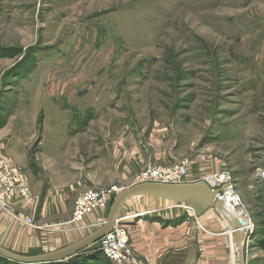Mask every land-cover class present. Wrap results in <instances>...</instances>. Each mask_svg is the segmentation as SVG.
<instances>
[{"label": "rangeland", "instance_id": "374dc122", "mask_svg": "<svg viewBox=\"0 0 264 264\" xmlns=\"http://www.w3.org/2000/svg\"><path fill=\"white\" fill-rule=\"evenodd\" d=\"M63 82L92 108L51 99ZM101 115L139 138L146 162L132 184L148 163L187 159V177L231 170L253 222L246 262L264 264L253 257L264 253V0H0V128L9 122L19 134L15 155L26 162L13 163L44 174L52 132L60 142L87 130L73 145L88 164L109 130L88 129ZM158 141L170 160L155 159ZM54 159V169L66 168Z\"/></svg>", "mask_w": 264, "mask_h": 264}, {"label": "crops", "instance_id": "0c3cea01", "mask_svg": "<svg viewBox=\"0 0 264 264\" xmlns=\"http://www.w3.org/2000/svg\"><path fill=\"white\" fill-rule=\"evenodd\" d=\"M62 84L65 87L60 89L63 93L51 90L49 94L51 99L66 96L74 104H82L84 110L92 108L89 103L85 105L86 94L78 95L77 90L73 91L69 88L68 82ZM93 87L88 86V95L92 94ZM42 96L43 94H37L38 102L44 103L47 99H43ZM9 124L8 122L0 128V152L12 163L24 165L25 159L15 155V142L19 141L20 136L12 131ZM75 124L73 123L72 127L77 125ZM95 124L109 130L101 133L102 137L99 140L105 145L102 147L99 145L100 152L96 159L88 164L86 161L85 165L84 161L78 159L79 152L76 153L73 144H76L78 134H86L87 130L71 136L67 134V141L60 142V138L56 136L59 130L52 132L54 139L51 140V145L55 148L54 154H47L51 162L44 164V174L40 172L39 175L28 176L36 199L27 201L16 197L6 205L0 203V245L25 254L31 253L33 248H39L41 252L51 251L84 237L106 219L107 208L87 214L81 223L73 222V209L78 195L89 189L110 187L106 185L118 184L125 187L132 184L130 183L132 177L138 175L146 158L140 155L139 138L132 131L124 136L122 122L101 115L98 119L88 121V129ZM61 127L65 128V126ZM79 138L82 140L81 135ZM92 144L99 143L94 138ZM123 146L126 148V155ZM154 146L156 151L154 156L157 161L170 160V154L164 149L162 142H155ZM59 156L65 158L68 163L62 171L54 169L53 165L54 158ZM201 179L203 178L189 174L186 181ZM258 192L260 193L257 190L256 193ZM131 200H133L131 205L126 208ZM131 200L122 209L121 218L132 217L128 225L130 245L141 264L231 263L233 258L227 245L230 240L229 230L224 225L222 215L216 209L210 208L200 217H196L187 207L166 199L140 196ZM16 215L33 217L34 225L18 220ZM224 233L228 236V242L224 238ZM258 252L253 251V257L263 258L264 253Z\"/></svg>", "mask_w": 264, "mask_h": 264}, {"label": "built area", "instance_id": "2783aa9c", "mask_svg": "<svg viewBox=\"0 0 264 264\" xmlns=\"http://www.w3.org/2000/svg\"><path fill=\"white\" fill-rule=\"evenodd\" d=\"M189 161L183 159L180 162L163 167L154 163H148L138 176V182L158 181L165 183L187 182V167ZM259 175L264 179V169L260 170ZM205 180L213 189H219L218 196L225 200L227 205H235L245 209L241 202V197L236 190L235 177L231 170L214 172L201 179ZM115 186L89 189L78 195L75 200L72 221L81 223L85 216L98 209L108 208L112 197L118 192ZM232 195V198L229 197ZM16 197H21L27 201H34L36 198L32 193L28 175L25 169L12 163L3 155L0 156V203L6 205ZM185 206L184 204H180ZM186 207V206H185ZM246 215L252 224L250 215ZM16 218L27 224L34 225L33 217ZM122 219V218H121ZM253 228H251L252 230ZM249 232V231H247ZM100 249L113 264H141L139 258L134 254L130 245V237L127 226L117 220L112 231L99 240ZM203 264H211L204 262Z\"/></svg>", "mask_w": 264, "mask_h": 264}, {"label": "water", "instance_id": "95a60500", "mask_svg": "<svg viewBox=\"0 0 264 264\" xmlns=\"http://www.w3.org/2000/svg\"><path fill=\"white\" fill-rule=\"evenodd\" d=\"M219 189H213L205 180L181 183H165L158 181L136 182L119 190L111 202L106 219L84 237L55 250L39 253H18L0 245V255L22 263L42 264L68 260L84 250L97 244L99 240L113 230L116 221L121 219V212L126 203L135 197L153 196L175 203L184 204L196 217H200L210 208H214L226 219L236 235L238 264H247L244 250L245 237L242 228L246 220L235 214H226V202L218 196ZM251 239V235H248ZM253 247V246H252Z\"/></svg>", "mask_w": 264, "mask_h": 264}, {"label": "trees", "instance_id": "16d2710c", "mask_svg": "<svg viewBox=\"0 0 264 264\" xmlns=\"http://www.w3.org/2000/svg\"><path fill=\"white\" fill-rule=\"evenodd\" d=\"M39 252H41V249L39 248L31 249V253H39ZM0 264H22V263L7 259L0 255ZM42 264H113V263L110 259H108L105 256L103 251L100 249L99 243H97L68 260L47 262Z\"/></svg>", "mask_w": 264, "mask_h": 264}, {"label": "bare ground", "instance_id": "6f19581e", "mask_svg": "<svg viewBox=\"0 0 264 264\" xmlns=\"http://www.w3.org/2000/svg\"><path fill=\"white\" fill-rule=\"evenodd\" d=\"M229 197L232 198V195H230ZM225 212H226V214L238 215L239 217L246 220V226L242 228V232H243L244 237H245L247 230H249V228H250V222H249L248 217L246 216L244 208L239 207V206H235V205H230V206L227 205V209H225ZM223 220H224V225L229 230V234H230L229 247L232 250V258L234 257L235 258V264H238V257L236 256V253L238 250V244L236 242L235 231L233 230L232 226L229 223H227L226 219L223 218Z\"/></svg>", "mask_w": 264, "mask_h": 264}]
</instances>
